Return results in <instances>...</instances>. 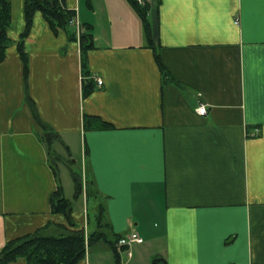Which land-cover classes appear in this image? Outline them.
Here are the masks:
<instances>
[{
    "label": "crops",
    "instance_id": "crops-1",
    "mask_svg": "<svg viewBox=\"0 0 264 264\" xmlns=\"http://www.w3.org/2000/svg\"><path fill=\"white\" fill-rule=\"evenodd\" d=\"M81 1L67 0L79 20ZM121 2L130 41L93 36L85 74L79 39L54 34L37 12L24 40L27 84L17 49L24 0L13 9L17 29L0 62V250L29 232L70 227L51 210L57 165L42 121L68 151L79 139L90 169L74 197L96 200L95 216L105 205L106 239L143 237L132 255L99 240L77 264H264V0H143L159 59L138 10ZM86 114L115 127L85 129ZM72 206L75 227L94 231L88 206Z\"/></svg>",
    "mask_w": 264,
    "mask_h": 264
},
{
    "label": "trees",
    "instance_id": "trees-1",
    "mask_svg": "<svg viewBox=\"0 0 264 264\" xmlns=\"http://www.w3.org/2000/svg\"><path fill=\"white\" fill-rule=\"evenodd\" d=\"M131 2L142 17L148 47L154 49L156 58L159 59L157 47L154 44V40L157 38L158 27L157 23L153 24L152 19L148 15L149 6L144 3H139L138 0H131ZM12 12V1L0 0V62L5 59L7 50L13 43V39L9 35V30L13 22ZM37 12H40L47 20L54 34H58L60 30H63L70 34L71 39H79L82 52V71L85 74V68L87 66L85 54L89 49L95 47L93 35L88 32V29H90L92 25L81 22L84 28L82 32L79 34L76 30L70 32L68 27L72 24L71 21L77 17V9L70 7L67 4V0H24L25 29L20 34L17 42V49L25 66V83L27 84L29 74V54L25 50L24 40L31 31L34 17ZM26 89L28 91L27 87ZM92 89V80L90 82H83L84 97L87 96ZM26 96H28L27 101L33 105L34 103L29 96V92H27ZM34 110L38 117L35 106ZM40 123L44 128L42 137L50 146L56 141H60L58 132L52 130L46 123L42 121ZM112 127H115L112 122L103 119L99 115H84L85 129H106ZM52 168L58 180V186L50 196L51 210L53 213L64 214L70 227H66L67 229L55 234L43 230H36L8 240L0 250V264H9L20 258L25 259L28 264H77L85 256L88 247L99 240L109 241L106 239L103 229L106 224L105 205L102 203L101 206H99L96 215L97 228L86 235L83 228L75 227L72 218V201L64 193L63 186L60 183L57 166H52ZM72 175L75 182V195L77 196L83 190L82 179L75 171H72ZM116 242L117 240L109 241L112 246Z\"/></svg>",
    "mask_w": 264,
    "mask_h": 264
},
{
    "label": "rangeland",
    "instance_id": "rangeland-1",
    "mask_svg": "<svg viewBox=\"0 0 264 264\" xmlns=\"http://www.w3.org/2000/svg\"><path fill=\"white\" fill-rule=\"evenodd\" d=\"M12 1V11L15 9L18 3V0ZM123 0H82L81 6L83 7L82 16L80 15V21L84 23L91 22L92 27L88 29L93 36L96 37V44H107L111 45L112 43L120 40V43L128 42L129 40V28L131 23V18L128 10L124 8L122 4ZM92 2V3H91ZM128 2V0H125ZM90 3L93 8L90 7ZM13 13V12H12ZM80 13V12H79ZM40 14V13H39ZM110 15V16H109ZM123 15V18L121 17ZM91 17V20H88L85 17ZM17 17L12 22L13 31L17 29ZM69 31L72 30L78 32L77 25H69ZM82 31V27H81ZM14 33V32H13ZM21 34V33H20ZM20 34L18 35L20 37ZM125 39V40H122ZM53 159L56 162L59 176L61 179V184L65 195L68 198H71L76 210H84L89 208L90 215V231L97 228L96 222V206L97 201L91 198L87 205L85 197L79 199L74 197L75 191V182L73 179L72 171H75L79 177L85 174L86 181H88V170L90 166L85 165V168L82 166V154L80 150V141L77 138V142H73L71 150H67L66 147L59 141H56L52 147ZM54 162V163H55ZM89 168V169H88ZM90 173V171H89ZM90 175V174H89ZM83 178V177H81ZM90 178V177H89ZM83 180V179H82ZM57 231V229L55 230ZM50 233V232H49ZM55 234V232H52ZM110 240V237L108 238Z\"/></svg>",
    "mask_w": 264,
    "mask_h": 264
},
{
    "label": "built area",
    "instance_id": "built-area-1",
    "mask_svg": "<svg viewBox=\"0 0 264 264\" xmlns=\"http://www.w3.org/2000/svg\"><path fill=\"white\" fill-rule=\"evenodd\" d=\"M138 2L142 3L143 0H138ZM71 22H72L73 25H77L78 26V31H81V23L79 22V19L77 17L74 18ZM95 78H96L98 84H102L103 83L102 77L95 76ZM198 111L201 114H205L207 112V106H206V104L201 103L200 106H199V108H198ZM141 242H143V237L136 230L130 231V232L122 235L118 239V244L120 246H122L123 248H126V249L128 247H131L133 243H141ZM127 254L132 255L131 250H128L127 249Z\"/></svg>",
    "mask_w": 264,
    "mask_h": 264
}]
</instances>
